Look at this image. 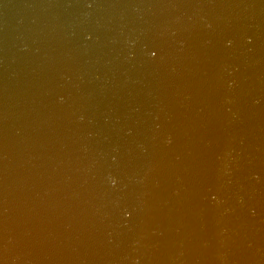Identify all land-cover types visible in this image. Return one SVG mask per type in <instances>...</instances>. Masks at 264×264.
I'll list each match as a JSON object with an SVG mask.
<instances>
[{"label":"water","instance_id":"1","mask_svg":"<svg viewBox=\"0 0 264 264\" xmlns=\"http://www.w3.org/2000/svg\"><path fill=\"white\" fill-rule=\"evenodd\" d=\"M0 264H264V0H0Z\"/></svg>","mask_w":264,"mask_h":264}]
</instances>
